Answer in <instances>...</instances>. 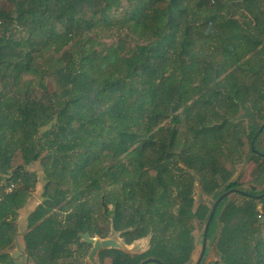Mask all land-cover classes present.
Here are the masks:
<instances>
[{"label":"trees","instance_id":"trees-1","mask_svg":"<svg viewBox=\"0 0 264 264\" xmlns=\"http://www.w3.org/2000/svg\"><path fill=\"white\" fill-rule=\"evenodd\" d=\"M27 76L38 98L19 88ZM243 107L264 121V0H0V264H15L34 163L43 200L23 240L37 264H72L81 234L111 231L150 237L142 254L105 251L112 264H192L193 223L213 206L195 209L196 187L213 202L239 189L242 160L255 187L219 203L201 264L213 247L221 264H264V198L250 196L264 155Z\"/></svg>","mask_w":264,"mask_h":264},{"label":"rangeland","instance_id":"rangeland-1","mask_svg":"<svg viewBox=\"0 0 264 264\" xmlns=\"http://www.w3.org/2000/svg\"><path fill=\"white\" fill-rule=\"evenodd\" d=\"M101 37V43L105 44V45H111L113 42L117 41L119 39L118 35L116 34V32H111V33H102ZM123 37V36H122ZM128 41V40H126ZM25 80H27L26 83L20 85V89H22V91H24L25 89L27 90H32L34 91L35 96L38 98L41 93L42 90L39 88V86H37L36 81L33 79V77L31 76H27L25 78ZM47 81H50V85L53 83L50 79H47ZM240 114H239V118L237 119L238 121H243L245 124L244 126L246 127H251L255 126L256 128H260L263 124L264 121H257L254 122L253 119H251L246 111H245V107H243L242 109L239 110ZM259 150H264V136L261 139L260 143H259ZM256 168V164L251 162V161H247V160H242L239 164H237V168H236V172L235 175L232 178V182H238L240 184V190H251L253 187H255V184L253 182V171ZM31 171H35L38 176H39V182L36 186V189H34V192L32 193V196L29 198L26 207L27 209H22L20 212V220L19 223L20 227H22V230L26 231V217H27V211H30L32 209H34L35 207H37L41 202H42V194H43V189H44V175H43V170L42 167L40 165L39 162L34 163L31 167H30ZM261 187H258L257 190H261ZM231 198L235 199L237 201H242V197H240L236 192L231 193ZM213 200L211 197L203 194V192L201 191V189L198 187H196L195 190V209L202 205V204H209L210 206L213 205ZM263 206V204L261 205ZM96 212L95 217H98V215L102 212V210L99 208H95ZM110 209H112V206H110ZM263 210H264V206H263ZM64 214H61V217ZM264 225V223L262 224ZM193 227H194V231H193V235L196 238L197 241V249L195 251V254L193 256V260H192V264H195V262L198 259V256L200 254V249L203 243L202 237L204 235V230H205V225L203 223L194 221L193 223ZM21 231V230H20ZM263 236H264V228H263ZM19 237V243H20V251L19 248L15 247V249L13 250V252L15 253V257L18 258L17 262L20 264H24V257L20 256L23 254V248L25 245V242L22 240V236L21 234ZM94 237V236H93ZM108 237H119L121 241H123V238L120 237V233H115L113 231H111L108 235ZM257 238V237H255ZM149 242H150V237L147 236L145 238L139 239L134 241L132 244L128 245V249L125 250L126 253L135 255V254H142L145 251H147L149 249ZM254 244V238H252L251 242H250V247ZM17 248V249H16ZM208 248V247H207ZM73 249H75L74 251L77 253L72 259L66 260L65 263H72V264H87V254L89 253V248L85 247V254L84 255H78L80 254L82 251L77 250V248H75L73 246ZM215 248L213 247V250L210 249V251L208 252L207 257L205 258V264H221L220 258L218 256H216V251L214 250ZM26 254V252L24 253ZM27 255V254H26ZM108 263V260H107ZM31 264V263H29Z\"/></svg>","mask_w":264,"mask_h":264},{"label":"water","instance_id":"water-1","mask_svg":"<svg viewBox=\"0 0 264 264\" xmlns=\"http://www.w3.org/2000/svg\"><path fill=\"white\" fill-rule=\"evenodd\" d=\"M264 129V124L259 128V130L256 132V134L254 135L253 137V140L251 142V147H252V150L257 153V154H260V155H264L263 152H260L259 150H257L255 148V140L257 139L259 133ZM233 192H241V193H244V194H247L243 191H240L239 189H232V190H229L225 193H223L214 203H213V206H212V211L210 213V216L208 218V221L205 225V230H204V236H203V243H202V246H201V249H200V254L198 256V259L196 261V264H201V261L202 259L204 258L205 254H206V251H207V247H208V233H209V228H210V224L212 222V219L214 217V214H215V211H216V208L217 206L219 205V203L229 194L233 193ZM249 195V194H248ZM252 196L253 198L255 199H262L264 198V193L261 194V195H250ZM25 208V207H24ZM259 210L262 212L263 211V206L260 205L259 207ZM31 212V211H30ZM30 213H28L29 215ZM28 217V216H27ZM27 219V218H25ZM264 223V216L261 218V221H260V224H263ZM21 224V223H20ZM20 230L18 234H21V236L24 235V231L22 230V227H20ZM114 232V231H113ZM116 233V232H115ZM17 234V237H16V240H15V243H16V247L19 248V251H20V243H19V237L20 235ZM81 238L83 241L85 242H88L89 244H92L93 247H92V250L91 252L89 253V261L91 262V264H99L97 262V256H98V253L102 250H106V249H119V250H122L124 252H126L125 250L128 249V245L129 244H126L123 241L120 240V238L118 237H105V238H101V237H91L89 233H83L81 234ZM16 248V249H17ZM23 254L20 255L22 257H24V264H37L35 259L32 258L31 256L29 255H26L24 254L25 253V248H23ZM11 256H12V260L15 264H20L17 262L18 258L15 257V253L12 251L11 252ZM23 264V263H22ZM140 264H164L162 262H160L159 260L157 259H153V258H148V259H145L143 260Z\"/></svg>","mask_w":264,"mask_h":264},{"label":"flooded vegetation","instance_id":"flooded-vegetation-1","mask_svg":"<svg viewBox=\"0 0 264 264\" xmlns=\"http://www.w3.org/2000/svg\"><path fill=\"white\" fill-rule=\"evenodd\" d=\"M259 130V129H258ZM264 130V129H263ZM262 130V131H263ZM261 131V132H262ZM260 132V133H261ZM259 133V134H260ZM256 134V133H255ZM259 136V135H258ZM253 140V139H252ZM233 189H235V188H233ZM232 190V189H231ZM92 237V236H91ZM94 237H99V236H94ZM83 241V240H82ZM84 246H83V248L82 249H77V250H79V251H82L80 254H78V255H84L85 254V247H87V248H89V253L91 252V250H92V247H93V245L92 244H89L88 242H85L84 241ZM76 248V247H75ZM73 250H75V249H73ZM110 250H112V249H106V250H102V251H100L99 253H98V256H97V262L99 263V264H112V262H113V256L112 255H104L103 256V253L105 252V251H110ZM89 253L87 254V264H91V262L89 261V259H88V257H89ZM77 253L75 252V254H74V256L76 255ZM73 256V257H74ZM72 257V258H73ZM107 260H108V263H107Z\"/></svg>","mask_w":264,"mask_h":264},{"label":"crops","instance_id":"crops-1","mask_svg":"<svg viewBox=\"0 0 264 264\" xmlns=\"http://www.w3.org/2000/svg\"><path fill=\"white\" fill-rule=\"evenodd\" d=\"M36 208V207H35ZM34 208V209H35ZM24 209V208H23ZM25 209H27V207L25 206ZM34 209H32V210H30L31 212L34 210ZM30 211H27L26 213H27V216H28V213H31ZM21 212V211H20ZM27 218V217H26ZM22 240H23V236H22ZM24 241V240H23Z\"/></svg>","mask_w":264,"mask_h":264},{"label":"built area","instance_id":"built-area-1","mask_svg":"<svg viewBox=\"0 0 264 264\" xmlns=\"http://www.w3.org/2000/svg\"><path fill=\"white\" fill-rule=\"evenodd\" d=\"M14 188V185H11L10 187L7 188V192L11 191Z\"/></svg>","mask_w":264,"mask_h":264}]
</instances>
